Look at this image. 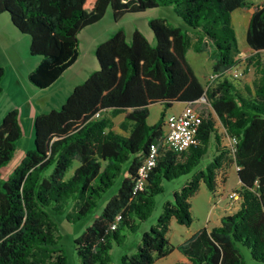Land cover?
<instances>
[{
    "label": "trees",
    "instance_id": "trees-1",
    "mask_svg": "<svg viewBox=\"0 0 264 264\" xmlns=\"http://www.w3.org/2000/svg\"><path fill=\"white\" fill-rule=\"evenodd\" d=\"M172 6L189 28L167 18L149 20L154 40L135 30L127 39L121 28L96 48L98 69L77 85L59 109L43 112L34 123V144L14 172L0 182V264H67L57 234L56 215L77 221L92 213L103 195L121 177L118 190L101 213L75 239L79 264H109L110 250L121 230L146 220L165 180L190 174L167 201L156 224L146 230L136 251L123 264H155L177 248L178 264H243L240 245L264 261V66L255 63L253 84L234 75L240 51L233 24L238 8L251 10L248 44L264 50V1L253 0H0L15 26L31 37V53L41 56L30 73L39 88L50 86L80 55L79 33L101 20L109 8L116 21L126 14ZM215 45L213 82L203 84L187 61L190 48ZM6 68L0 65V95ZM205 99L210 107L197 108ZM184 102L202 117L197 142L184 151L163 146L143 190L135 192L139 166L151 144L162 140L166 111ZM164 110L149 124L150 105ZM125 133L117 132L115 118ZM231 146L223 144L215 115ZM20 110H9L0 123V170L9 164L23 136ZM205 168L197 166L210 152ZM80 165L71 177L73 161ZM236 164L241 181V208L226 215L220 226L201 228L177 247L169 238L171 222L191 226V197L202 183L214 192L217 176ZM1 180V172H0ZM121 215L116 229L112 225Z\"/></svg>",
    "mask_w": 264,
    "mask_h": 264
},
{
    "label": "rangeland",
    "instance_id": "rangeland-1",
    "mask_svg": "<svg viewBox=\"0 0 264 264\" xmlns=\"http://www.w3.org/2000/svg\"><path fill=\"white\" fill-rule=\"evenodd\" d=\"M108 16L106 22L113 21V14L111 13L112 9L109 8ZM152 13V14H148ZM158 14L159 16L167 18L174 25H181L183 28H189L188 25L174 12L172 6H161L155 9L150 10L146 13L141 14H129L122 18L119 22V26L123 28L128 38H130V34H132L135 28H138L143 34L148 33V20L151 15ZM250 20V12L245 8H238L233 12V24L237 33V40L239 45V53L237 58L239 59V63L237 66L233 68V71L240 70L243 72L242 79L240 84L244 83L252 85L254 79L257 77L255 63L249 62L251 57L257 58L259 55L260 60L264 66V50H254L247 42V31ZM113 23V22H112ZM86 42L84 39L82 40V48H84ZM216 48L212 42H206L202 48V51H196L194 48H190L187 51L186 58L190 66L192 67L195 75L198 79L205 85L210 81V77L213 74V63L215 56ZM181 106L185 107L183 103H175L174 106L169 107L167 109V113H173L180 109ZM183 107V108H184ZM209 104L205 99H202V103L197 108H208ZM150 112L148 117L149 124H155L161 117V113L164 110V106L161 103H153L150 105ZM180 112V111H179ZM216 128L217 132L223 137V144L228 145L229 140L225 133L224 126L222 125L220 119L216 114ZM124 114H120L117 117V121L121 119ZM119 122H116V129L121 130V132L125 133L122 129H120ZM21 148V147H20ZM21 149L17 151L19 153ZM212 151L208 155L207 158H204L201 163L197 166L199 168H205L206 164L209 162V158L211 157ZM17 160H12L9 164L3 166L0 170L1 172V180L0 182H4L15 170L17 166ZM80 165V160L76 158L73 161L71 168L67 173V177H71L75 171V169ZM234 168H232L230 182H236L238 179L237 176V165L233 163ZM190 174L182 175L178 178H174L172 180H165L163 183L164 191L157 194L155 196V207L152 212L149 214L146 220L140 221L138 219L135 220L136 225L134 228H130L126 226L121 230L122 239L119 243L115 242L113 244L112 249L110 250L111 261L109 264H123L122 256L124 254H130L136 251L137 245L140 242L142 234L151 228L152 225L156 224L158 217L163 211V206L167 201H172L174 199V192L178 190L182 184L187 180ZM219 183L222 184L225 180L224 173L220 172ZM121 183V177L117 180L115 185L108 190L103 197L101 198L99 205L95 208V210L90 213L88 216L83 217L77 221H69L65 217V215L59 214L56 215V221L58 225L57 234L59 235L60 245L65 251L67 256V264H79V257L75 248V239L82 234V232L86 229L88 225H90L94 218L98 216L103 207L105 206L108 199L118 190ZM232 190H241L240 186H236ZM191 209L193 214V222L192 226H186L179 224L175 219L172 220L171 229L169 236L172 240V244H178L183 240L185 232H189L190 230L193 232H198L204 223L206 222V214L213 206L215 200L213 192L207 187L205 183H202L199 191L191 197ZM241 253L244 256L243 264H264V261L256 260L252 257L251 250L248 246L240 245ZM182 256L180 251H175L167 257L158 259L156 264H177V260Z\"/></svg>",
    "mask_w": 264,
    "mask_h": 264
},
{
    "label": "crops",
    "instance_id": "crops-1",
    "mask_svg": "<svg viewBox=\"0 0 264 264\" xmlns=\"http://www.w3.org/2000/svg\"><path fill=\"white\" fill-rule=\"evenodd\" d=\"M253 1L256 4H259L264 0ZM247 10L250 12L251 17V10ZM149 11L150 10L146 12ZM108 12H110L109 9L101 20L86 26L80 31L79 57L50 86L46 88L37 87L30 81L29 78L30 73L37 67L41 60V56L31 53L30 35L21 32L15 26L10 15L7 12L0 13V65L6 68V74L2 82L3 91L0 95V123L2 122L4 115L9 110L13 108H18L20 110L21 122L24 131L23 136L17 143V150L13 158V160H17V164L22 160L26 152L33 147L34 123L36 116L43 112H49L53 109H59L71 95L74 88L77 85L83 83L92 72L98 69V61L96 58L97 46L107 40L114 32L121 29V27L119 26V22L114 19V16L113 21H110V19L108 22L104 21L107 18H110L107 17ZM111 13L113 14V11H111ZM128 15L129 14H126L125 16ZM125 16H123V18ZM155 17L162 16L153 14L151 15L150 19ZM135 30H138V28H135ZM135 30H133L132 34H130V38H128V36L126 35L128 40L132 38ZM145 35L151 42L154 40V36L149 27V24L148 33ZM83 39L86 42L84 48H82ZM179 103H183L186 106V103L184 102ZM183 107L184 106H181L179 110L173 113L181 111ZM117 117L115 118V123L119 122L120 124L124 116L119 119V121H117ZM114 129L117 132L121 133V130L116 129V125ZM19 149L21 150L17 154V151ZM232 168H234L233 164L228 168L220 170L218 172L217 186L215 191L213 192L215 202L211 209L207 212L206 222L204 223V226H202V228L208 227L209 229H211L213 227L220 226L224 216L234 214L241 208L243 197H241L240 199H234L227 195V193L236 186L241 187V181L239 179L238 173L237 181L230 182ZM220 172L224 173L225 175V180L222 184L219 183ZM194 234L195 232L191 230L189 232H185L183 240L178 244L173 245L177 247L178 245L191 238ZM170 241L172 242L171 238ZM175 251L180 250L175 248L171 252V254ZM183 259L184 256L182 254V256L177 260V264Z\"/></svg>",
    "mask_w": 264,
    "mask_h": 264
},
{
    "label": "built area",
    "instance_id": "built-area-1",
    "mask_svg": "<svg viewBox=\"0 0 264 264\" xmlns=\"http://www.w3.org/2000/svg\"><path fill=\"white\" fill-rule=\"evenodd\" d=\"M236 77H241L243 72L236 70L233 72ZM219 74H212L210 82H213ZM202 117L199 112L190 105H186L180 112L169 113L165 118V132L161 141L151 144L149 153L145 157L138 169V178L135 185V192L143 190L147 184V180L152 169L157 165L160 148L163 146L173 148L177 151H184L197 142V133ZM229 145L235 151L234 145L237 142L235 137H228ZM240 167L237 166V169ZM227 195L234 199L242 197L238 190H230ZM121 215L117 217V221L112 225L116 229Z\"/></svg>",
    "mask_w": 264,
    "mask_h": 264
}]
</instances>
